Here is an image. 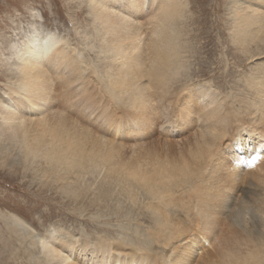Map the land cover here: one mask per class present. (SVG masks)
Listing matches in <instances>:
<instances>
[{
  "label": "bare ground",
  "instance_id": "obj_1",
  "mask_svg": "<svg viewBox=\"0 0 264 264\" xmlns=\"http://www.w3.org/2000/svg\"><path fill=\"white\" fill-rule=\"evenodd\" d=\"M90 1L92 2L93 18L97 23L95 27L97 32H101L100 40L103 41L100 43L99 49L112 54L113 64L110 66L112 72L108 79L109 86H107L106 92H109V95L107 99L116 104L115 96L121 101L124 99L122 94H128L129 96H125V100H130L134 108L132 114L136 116H134L135 119L140 120L131 123L130 119L133 115L126 113L128 111L126 109L123 110L126 112L122 115L114 111L115 119L109 116L103 118L100 126L105 127V130L113 131L111 135L133 136L132 134H137V131L143 128L139 125H143L144 121L149 123L148 126L153 124L151 120L154 119L150 106L143 109L150 103V97L145 96V91L155 89L157 92V87L160 84L163 85L162 81L166 85L167 78L173 81L178 78L173 76L177 72L174 68L175 63L179 60L175 52L178 53L177 40L180 39L178 32L181 27H178V24H175L173 20H175L174 18H185L184 13L188 4L186 1L179 0L160 2L158 8L160 11L157 10L159 13L151 15L150 22L147 23L149 27L147 26L146 29L150 30L148 33H151L152 36L149 41H146L142 39L143 31L129 27V23L132 21L138 23L136 21L138 19L134 17L136 14H140V9L144 4L143 0ZM231 3L229 19L234 26L232 38L239 40L236 45L246 51L249 49L244 44L246 41L249 44H254L257 48H264V0H231ZM183 29L185 30V28L181 30ZM51 39L55 40L53 36H47L41 32L40 38L27 39L23 43L11 45L15 48L14 54L16 53L17 57L9 61V64L15 67L8 69L11 79H6L7 82L4 84L7 88L4 94L6 98L0 101V151L2 155L5 153V162L7 163L8 157L12 156L8 164L14 167L19 165L25 172L31 171L41 177L45 174H49L50 177L53 175V182L47 181L49 188H52L50 183L54 186L58 182H65L72 172L106 169L107 173L114 174L115 171L122 169L126 178L130 177L131 182L136 180L139 185L143 184L140 188L143 187L151 195L152 200H158L157 202H148V212L152 215L154 225L151 227L152 229L149 228L153 234L150 236L157 240L156 243L159 242L165 247L170 246V255H168L169 257L164 255L166 261H158L159 256H156L158 252L152 253L153 256H151V253L146 249L142 253V249L138 248L136 251L138 254H136L132 250L125 249L123 240L111 242L100 234L94 240V237H90L85 232L82 238H76L75 236L71 237L70 233H65L66 229L59 232L61 228L46 227L44 237L38 238L33 236L24 223L21 224V220L11 214L2 216V213L0 214L2 216L0 217V238L5 250L0 248V255H6L12 260L11 263L22 259V264H83L72 260L73 252L80 260L89 259L92 264H189L195 251L191 244L199 243L201 241L199 236L206 239L207 227L215 221L211 209H215L214 206L218 204L221 212L222 207L226 211V221L228 223L233 221L230 227L244 234L245 242L249 244L247 247L245 245L246 249H242V247L240 249V244L237 248V239L233 240V248L231 247L227 251L217 248L215 259L206 260L203 264H264V194L261 191V189L264 191V175L257 174L253 178L259 177L258 183L249 179L250 181H247L244 188H240V180L254 173L252 171L240 173L236 168L243 167V171L253 170L248 166V163H244L242 160V156L250 153L249 159L256 153L261 155V159L254 162L255 167L261 164L264 159V81L261 79H249L248 81V84L256 85L258 90V92L254 90L255 93L250 96V103H248L250 105H247L258 115L248 119L250 120L248 123H244L242 118L249 116L240 115L229 100L226 102L213 99L216 98V95L211 93L210 87L206 88L205 85H200L184 89L183 103L176 102V106L180 107L177 110L180 123L185 126L181 129L183 132L192 131L191 127L198 122L202 123V127L199 130H193L192 136L188 139L189 143L181 150L178 158L170 160V162H156L148 169H144L145 165L144 167L126 168L128 166L125 162H111L117 157L118 144L112 139H102L103 132L102 136L99 134L101 137L99 135L96 137L82 132L78 128L75 129L66 119L57 118L55 115H51L48 119L42 116L45 105L51 99L52 91L56 90L49 87L50 73L70 69L67 74H64V78L65 82L71 85L78 81L79 74L83 75L84 73L85 75L87 72H84L81 67L83 63L80 65V62L76 61L78 56L75 52L73 51L74 56L73 53L69 54L73 46L68 41H63L58 45L56 40L51 42ZM76 70V73H70ZM96 75H98L97 72ZM13 79H17V83L12 85ZM90 80L83 81V83L90 86L97 79ZM101 81L95 82L100 85ZM90 93H92L91 90ZM174 99L177 101V97ZM170 100L172 101V98ZM88 101L90 100L88 99ZM224 102L229 106L227 104L222 106ZM98 103L100 102L98 101ZM195 107H200V117H193L192 111ZM31 109L36 113H42V115L39 118H36V113L30 115ZM248 114L252 115V113ZM130 115L132 116L127 119L121 117ZM119 116L123 120L130 121H120ZM141 120L142 123H140ZM236 122L235 126L238 128L233 127ZM255 139L259 140L255 142ZM227 141L230 143L227 144ZM234 141L237 144H234L233 147H238V149L236 151L234 149V155H232L230 150H232ZM221 142L225 147L221 148V152L224 151L220 155L221 161L212 165V159L216 156ZM224 166L229 170H226ZM232 167L233 170H231ZM216 174L219 177L227 178L224 186L219 184ZM192 177H194L192 181L188 182L187 178ZM202 181L205 182L202 183ZM137 182L135 183L138 184ZM136 184H134V188L130 185L126 188L129 191L128 196L134 204L137 202L135 189H140ZM198 186L205 189L198 190ZM261 186L262 188L258 189ZM62 188V191H68V187L62 185ZM75 189L72 186L71 191L69 190L73 200L79 199L80 196V193L78 195ZM178 189L185 190L180 192ZM230 193H235L238 197L230 196ZM210 204H213V207ZM106 207L101 208L96 219L104 216L105 219L110 218L107 212L108 205ZM169 207H178L188 211L193 209L194 213H187L189 218L187 221L190 226H185L182 221L184 212H175L174 209L171 211ZM109 210L114 212L115 209L109 208ZM252 211H257L256 215L259 217V220H254L255 231L252 230L251 225L252 229L248 226V219L251 217L250 212ZM229 213L230 218H228ZM3 215L5 214L3 213ZM115 215L114 217H117L118 214ZM221 215L219 216L221 217ZM12 221H15L17 225L12 224ZM120 224L123 222L120 221ZM156 226L157 229L154 231ZM10 230L11 233L15 231L13 234L15 238L10 236ZM161 231L167 233L165 236L167 243L157 236L161 234ZM101 232L104 234V231ZM191 232L193 233L191 234ZM189 233L191 237L188 238ZM179 238L180 240L174 243ZM132 248L135 249L136 246ZM208 254L206 257L213 258ZM81 256H84L85 259H82Z\"/></svg>",
  "mask_w": 264,
  "mask_h": 264
},
{
  "label": "rangeland",
  "instance_id": "obj_2",
  "mask_svg": "<svg viewBox=\"0 0 264 264\" xmlns=\"http://www.w3.org/2000/svg\"><path fill=\"white\" fill-rule=\"evenodd\" d=\"M143 1L144 4L140 9V14L138 13L135 15L136 17H134L138 19L136 20L138 23L132 21L129 23V27L131 29L135 28L143 31L142 39L149 41L152 34L148 33L150 30L146 28L149 27L150 16L157 15L160 11L158 9L160 2L163 3L166 0ZM179 1H186L188 6L184 13L185 18H174L175 20H173L175 24H178V27H181L178 32L180 39L177 40L178 53L176 54L175 52L179 60L175 63L174 68L177 72L173 76H177L178 78L174 81L167 78L166 85L162 81L163 85L160 84L159 87H157V92L155 89L145 91V96L150 97V103L144 106L143 109H145V107L147 109L148 106H150L154 120H151L153 124L150 126H148L149 123L147 124L145 121L142 123L141 120L140 123L143 125H139V127H143L142 129L144 132L140 129L137 131V134H132L133 136H116V134L111 135L113 131L105 130V127L100 126V122L103 118L109 116L115 119V112L122 115V113L126 112L123 110L126 109L128 110L126 113L132 114L134 108L130 100H125V96H129L128 94L123 93L122 97L124 99L121 101L115 96L116 104L107 99L109 95V92H106L107 86H109L108 79L112 72L110 66L113 64L112 54L99 49V45L103 43V41L100 40L101 32H97L95 27L97 23L93 18L91 8L92 2L90 0H0V101L6 98L4 94L7 88L4 84L9 78L11 79L8 69L15 67L9 64V61L17 57V55H15L16 53L14 54L15 48L11 45L23 43V41L27 39L40 38L42 32V34L44 33L47 36H53L58 45L63 41H68L74 48H72L69 54H72L74 51L78 56L76 61L80 62V65L83 63L81 67L84 69V72H87L85 75L84 73L83 75L82 73L79 74L78 81L73 82L71 84L72 86L66 83L64 78V74H67L70 69H62L61 72L57 71L56 73H50L51 81L49 87L50 89L53 87V89L56 90L52 91L53 94L50 101H48L47 105L44 107L43 115L39 112L36 113V111L32 109L30 110V115L36 113V118L42 115L47 119L50 118L51 115H55L57 118L68 120L67 122L72 127L75 129L78 128V130L80 129V131L89 135H95L97 137L99 134L102 136L104 133L102 139H112L118 144L117 150L119 155L116 154L117 157L111 162H125L128 166L126 168L135 166L144 167L145 165L144 169H148L156 162H170V160L178 158L181 150L189 143L190 140L188 139L192 136L193 130H199L202 127V123L198 122V124L191 127L192 131L186 130L183 132L181 129V127L183 128L185 126L180 123V117L177 111L180 107L178 105L176 106V102L183 103L185 98L184 89L186 88H194L200 85H205L206 88L210 87L212 90L211 93L213 92L216 95V98L213 99H219L220 101L225 100L226 102L229 100L232 107L235 108L240 115L246 114L249 116H244L247 118H242L244 123H248L250 121L248 119H252V116L258 115V113H255V110L247 106L250 105L248 103H250V96L255 93L254 90L258 92L257 86L248 84V81L249 79H261L264 81V48H257L254 44H249L246 41H244V44L249 48L246 51L236 45V42L239 40H234L232 38L234 26L229 19V9H231L232 5L231 0ZM139 22H142V24H139ZM182 28H185V30H181ZM95 32L98 34H95ZM168 34L170 36V33ZM55 40L51 39V42ZM250 54L253 56L251 57ZM72 55L74 56V53ZM85 67L88 68L86 69ZM76 72L77 70L71 71L70 73ZM96 72L98 75H96ZM90 79L92 81H94V79H97L95 81H101L100 79L103 80L100 85L95 81L90 86L83 83V81ZM16 83L17 79H13L12 85ZM90 90L93 94L90 93ZM197 93L199 95L198 91ZM175 97H177V101L174 99ZM171 98L172 101L170 100ZM88 99L90 101H88ZM93 101H95V103H93ZM98 101L100 103H98ZM226 102H224L222 106H225L227 104ZM117 104L118 106H116ZM227 105L229 106V104ZM185 106L189 107L187 105ZM193 110V117H200V107H195ZM24 112L26 113L27 111ZM248 113H252V115ZM132 115L121 117H126L127 119V117H131ZM134 116L135 115L130 119L131 123L134 121L139 122L140 120H137V118L135 119L136 116ZM121 117L119 116L120 121H130L126 119L123 120ZM235 124H237V122L234 123L233 127L238 128ZM244 138L246 140L247 136ZM258 140L259 139H255V142ZM222 142L217 149L218 152L216 156L212 159V165L221 161L220 155L224 153V151L221 152V148L224 147ZM228 142L229 141H227V144ZM234 144L237 143L234 141L232 144V150H230L232 155H234V149L235 151L238 149V147H233ZM226 150H228V147H226ZM250 154L242 156L244 163H247ZM4 156L5 153L2 155L0 151V214L2 213V216L11 214L16 219L21 220V224L24 223L25 226L30 229L34 237H44L43 234L45 233L44 229H46V227L61 228L59 232L66 229L65 233H70L71 237L75 236L76 238H82L85 232V234H89L90 237H94L95 239L92 238L94 240H96L98 234L102 235L105 239L108 238L111 242H113V240H123L125 249L128 251L132 250L136 252L138 248H141L143 253V250L145 251L146 249L147 252L151 253V256H153L152 253L156 254L158 252L156 254L157 257L159 256L157 258L158 261H166L164 255L169 257L170 246H162L159 242L156 243L157 240H155V238H151L153 234L150 232V229H152L151 227L154 225L152 223V215L148 212V202H157L158 200H152L151 195L148 194L143 187L140 188L143 184L139 185V182L136 180L131 182L132 179L129 180L130 177L126 178L122 169H120V171L123 174L119 170L115 171L114 174H109L106 169H95L89 172H72L68 177L69 181L67 178V180L63 182L64 184L58 182L54 186L50 183L52 188H49V183L47 181L53 182V175L50 177L49 174H45L41 177L35 175L31 171L25 172L23 167L19 165L14 167L8 164L12 156L8 157L7 163L4 160ZM229 158H231V156H229ZM142 161H145L143 162L145 164H143ZM262 161L263 162L257 167L254 165L255 168H252V166L250 167L254 171H243V167H236L240 173H249L251 171L254 173L240 180V188H244L247 181L250 180H254V183H258L259 177H253L257 174L261 176L264 175V159H262ZM108 162L109 160L107 163ZM230 165H233V163H230ZM225 168L229 170L228 167ZM231 170H233V167ZM216 176L219 178V184L224 186L227 178L219 177L217 174ZM193 178L194 177L187 178L189 179L188 182L192 181ZM70 182L71 184H69ZM204 182L202 181V183ZM134 184L138 185L140 188L135 189L137 193V202L135 204L129 198V191L126 189L130 186L134 188ZM62 185L68 187V191H62ZM71 185L76 188L75 190H77L78 195L80 193L79 199L77 200L72 199L73 197L70 194ZM190 185H192V183H190ZM199 187L200 186H198V190L205 189L204 187ZM261 188L262 186L258 189ZM178 190L184 192L185 189ZM261 191L264 194L263 189H261ZM230 196L235 198L238 197L235 193H230ZM106 205H108V211L105 210L109 213L110 218L105 219L104 216L102 217L103 219H96V215L100 212L101 208L106 207ZM212 205L213 204H210V206ZM109 208L115 209L114 212L113 210L110 211ZM214 208L215 209L211 210H213V219L215 221L210 223L207 227L208 231L205 234L206 239L205 237L199 236L201 241L191 244L195 251L189 260V264H203L206 260L212 261L215 259L214 256L217 253V248L227 251L231 249V247H234L233 240L236 241L237 239V248H239L240 244V249L241 247L242 249H246L245 245L247 247L249 244L245 242L244 234L230 227L233 221L231 220L229 223L226 221V211H224L223 207L222 212L218 204L214 206ZM169 209L171 211L174 209L175 212H184L182 213V217H184L182 221L185 223V226H190L187 221L189 219L187 213H194L195 211L193 209L191 211L186 209L188 212L178 207H169ZM3 213L5 215H3ZM256 213L257 211H252L250 212L251 217L248 215V226L251 229L253 227L252 230L254 231L256 230V227L253 225L255 224L254 220H259ZM115 214H118L117 217H114L116 216ZM175 215H177V213ZM219 215H221L222 218ZM230 217L231 215L229 213L228 218ZM120 221L123 222V224H120ZM228 221L230 220L228 219ZM12 224L17 225L15 221H12ZM200 224L202 225V222ZM156 229L157 226L154 227V231ZM101 231H104V234H102L103 232ZM9 232L10 236L15 238V235H13L15 231L11 233L10 230ZM160 233L161 234L157 236L167 243L165 238L167 233L162 231ZM192 233L193 232H191V234ZM191 234L189 233L190 236L187 235V237H191ZM179 240L180 238L174 243ZM187 240L189 241V239ZM135 246V249L132 248ZM0 248L5 250L1 238ZM136 254L138 253L136 252ZM207 254L211 255L213 258L206 257ZM6 257L7 256L4 254L0 255V264H8V262H10L9 264H22V259L11 263L12 260ZM71 258L83 264H92V261L89 259H86V261L80 260L77 255H75V252H73ZM81 258L85 259L84 256H81ZM134 260L136 261L138 259Z\"/></svg>",
  "mask_w": 264,
  "mask_h": 264
},
{
  "label": "snow or ice",
  "instance_id": "obj_3",
  "mask_svg": "<svg viewBox=\"0 0 264 264\" xmlns=\"http://www.w3.org/2000/svg\"><path fill=\"white\" fill-rule=\"evenodd\" d=\"M261 159V155L259 153L253 154L251 158L247 161L248 166L251 167L253 166L254 162L258 161Z\"/></svg>",
  "mask_w": 264,
  "mask_h": 264
}]
</instances>
